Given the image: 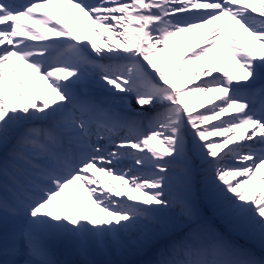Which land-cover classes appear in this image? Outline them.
<instances>
[{"label":"snow or ice","instance_id":"6c2138e0","mask_svg":"<svg viewBox=\"0 0 264 264\" xmlns=\"http://www.w3.org/2000/svg\"><path fill=\"white\" fill-rule=\"evenodd\" d=\"M0 264H264V0H0Z\"/></svg>","mask_w":264,"mask_h":264},{"label":"bare ground","instance_id":"6f19581e","mask_svg":"<svg viewBox=\"0 0 264 264\" xmlns=\"http://www.w3.org/2000/svg\"><path fill=\"white\" fill-rule=\"evenodd\" d=\"M77 21L79 22V24L81 25V27H83V25L87 22V18L82 17V14H79V13H78V10H77V17H76V20H74V19L71 17V15H70L69 23H70V24H73V25L75 26V29H76ZM27 23H30V24H31V21H28ZM102 31H103V29H102ZM205 31H207L206 28L203 29V30H201V32H200V38H201V39L203 38V34H204ZM92 34H93V33H92L91 31L88 32V36H89V38H90V36H91ZM108 35H109V34L106 33V38H107ZM186 36H187V34H183L182 38H183V37H186ZM91 39H94L97 43L101 44L102 47L104 46L103 41L101 40V38H100L99 36L96 35L94 38H91ZM115 39H116V38L113 37V40H115ZM197 43H199V40H197ZM192 47H195V45H191V46H189L187 43H185V47L182 49V55L185 54V53H189V54H190V51H191V48H192ZM257 54H258V53H257ZM102 62H106V63H107V61H102ZM21 75L23 76V72H21ZM96 79H98V77H97ZM94 81H95V80H94ZM95 83H96V81H95ZM96 86H97V91L93 94L95 97H97V98H102V97H105V96L108 95L107 91H106L103 87H101L100 84H97V83H96ZM207 103H208V102H204V104H206V105H207ZM132 107H133V108L138 107V106L135 104L134 101H133V103H132ZM199 110H200V111H203V108H201V109H199ZM216 122H217V121H212V123H216ZM190 139H191V136L189 135V140H190ZM212 139H214V140H219L220 138L213 137ZM121 167H135V165H134V163H133L131 160H128L126 163L122 164ZM97 175L100 176V179H101L102 181H107V180L110 179V177L103 176V175H101V174H99V173H98ZM112 182H113L114 184H116L117 186H119V181H115V180H114V181H112ZM253 183H254V184H258V180L253 181ZM122 190L126 191V190H127V187H125V188L122 189ZM83 191H84V196L87 197V191H86V190H83ZM66 193H67V195H68V198H69V201H70V202H75V201H76V199H77L76 194H75L71 189L66 190ZM137 195H139V193H137ZM78 211H79V209H78ZM57 253H65V254H67V255L72 254L70 251H66V250H64L63 248L59 249ZM72 256H75V255H72Z\"/></svg>","mask_w":264,"mask_h":264},{"label":"rangeland","instance_id":"374dc122","mask_svg":"<svg viewBox=\"0 0 264 264\" xmlns=\"http://www.w3.org/2000/svg\"><path fill=\"white\" fill-rule=\"evenodd\" d=\"M154 144H156V146H160L157 142L155 143V142H153Z\"/></svg>","mask_w":264,"mask_h":264}]
</instances>
